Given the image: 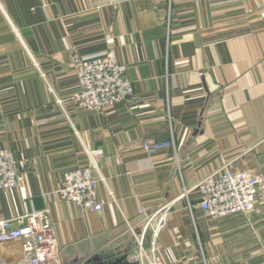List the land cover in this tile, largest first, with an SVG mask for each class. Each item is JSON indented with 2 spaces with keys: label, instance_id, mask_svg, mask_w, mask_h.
<instances>
[{
  "label": "crops",
  "instance_id": "obj_1",
  "mask_svg": "<svg viewBox=\"0 0 264 264\" xmlns=\"http://www.w3.org/2000/svg\"><path fill=\"white\" fill-rule=\"evenodd\" d=\"M169 1L0 0V149L19 172L0 221L49 210L62 264L150 251L140 212L166 204L143 264H264V204L213 219L198 189L225 168L264 175V0ZM110 49L142 102L84 110L72 60ZM146 139L170 146L148 154ZM91 162L101 211L60 194ZM21 248L0 245V264H21Z\"/></svg>",
  "mask_w": 264,
  "mask_h": 264
},
{
  "label": "built area",
  "instance_id": "obj_2",
  "mask_svg": "<svg viewBox=\"0 0 264 264\" xmlns=\"http://www.w3.org/2000/svg\"><path fill=\"white\" fill-rule=\"evenodd\" d=\"M134 0H103L110 7H118ZM159 4L160 0H149ZM171 0L169 1V4ZM72 66L78 79V91L74 102L80 108L96 113L120 102L134 100L139 104L142 98L134 93L131 81L126 77V65L118 60L114 49L95 57L74 56ZM143 148L148 154L160 148L170 146L169 142H157L146 139ZM96 163L68 170L64 175L60 194L66 200L84 209L101 211L104 201L98 190L103 178L95 176ZM18 162L9 148L0 149V190H12L19 185ZM200 193L199 205L213 219L240 214L252 216L259 205L264 204V175L253 170L228 169L216 170L205 176L198 184ZM182 194L180 197H184ZM164 205L153 213L142 209L144 226L138 235L140 247L144 246L146 235L150 231L152 249L139 251L129 257L142 264L144 253L156 251V241L166 223ZM19 241L22 243L23 260L21 264H62L60 247L54 233L49 210L34 211L12 220L0 221V245Z\"/></svg>",
  "mask_w": 264,
  "mask_h": 264
},
{
  "label": "water",
  "instance_id": "obj_3",
  "mask_svg": "<svg viewBox=\"0 0 264 264\" xmlns=\"http://www.w3.org/2000/svg\"><path fill=\"white\" fill-rule=\"evenodd\" d=\"M84 264H142L140 261H132L127 256H121L116 259H105L102 256L94 257Z\"/></svg>",
  "mask_w": 264,
  "mask_h": 264
}]
</instances>
